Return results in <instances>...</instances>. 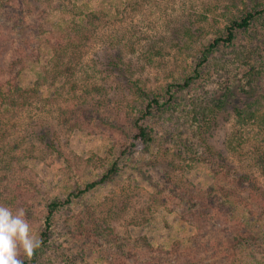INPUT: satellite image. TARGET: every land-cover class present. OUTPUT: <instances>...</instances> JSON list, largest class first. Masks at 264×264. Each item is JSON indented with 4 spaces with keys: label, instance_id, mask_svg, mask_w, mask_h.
Returning <instances> with one entry per match:
<instances>
[{
    "label": "rangeland",
    "instance_id": "rangeland-1",
    "mask_svg": "<svg viewBox=\"0 0 264 264\" xmlns=\"http://www.w3.org/2000/svg\"><path fill=\"white\" fill-rule=\"evenodd\" d=\"M240 9L0 0V205L23 209L42 239L49 205L71 199L35 264H264V13L198 66ZM67 65L73 76H60ZM128 80L162 102L173 94L141 121L150 144L135 127L148 101ZM13 84L37 95L10 106ZM223 95L232 104L208 133L194 116ZM114 163L110 182L80 193Z\"/></svg>",
    "mask_w": 264,
    "mask_h": 264
},
{
    "label": "trees",
    "instance_id": "trees-1",
    "mask_svg": "<svg viewBox=\"0 0 264 264\" xmlns=\"http://www.w3.org/2000/svg\"><path fill=\"white\" fill-rule=\"evenodd\" d=\"M239 1L241 3H243L244 9L243 10L240 9L239 10L240 13H238V15L231 17L228 20V24L224 28V31L207 46L205 51H202V59L198 63L199 67L207 62V60L209 58V54L212 51H214L219 45H221V44L231 45L234 42V40L236 38V34L238 31H243V30L248 29L251 26V24L253 23V21L256 20L257 17L261 16L264 13V6L260 2V0H251V2H252L251 6L247 5L244 2V0H239ZM233 3L236 4L235 1ZM85 35H88V34H85ZM192 35L193 34L190 32V30H188L185 33L186 37H191ZM60 48H62V47L60 46ZM112 64H114V63H112ZM116 67H119V65H117ZM198 68H196L194 70V72L196 73L195 74L196 76H199ZM70 71H71V68L67 65L64 72L59 71L58 73L60 76L66 75V76L71 77V76H73V74ZM194 79L195 78L192 76L187 77L186 79L183 80L182 83L175 85V87L185 89V88L190 86V84L194 81ZM10 84H12V82ZM127 85L135 93L139 94V96H141V97H144L148 101V103H147L148 105L146 107L147 110L135 122V127H136V130L138 132L136 137L138 139H140L141 142H144L145 144H150L153 141V137L151 136V132L147 129L145 124L141 123V121H143L145 118L150 116L153 113L155 108L157 110H161L163 108L170 107L171 106L170 104L172 103L171 100H173V98H174L173 94L171 93V89L169 88L165 92V94L167 95V98H165V102H162V100L160 99V97L158 95H156L155 97L152 98L150 96L149 92H147L145 90V88L143 86H141L139 83H137L136 81L134 82V81L128 80ZM13 86L15 87L14 92H13V90H11L12 88H10L7 90L9 95L3 94L1 97L4 100V102L9 101L10 106L14 105V106H19L20 108L25 107V105H27V103L30 102L29 101L30 98H34V96L36 94L34 92V90L30 91L29 89L28 90H22V88L21 89L18 88L19 85L17 86V84L16 85L13 84ZM72 91H74V89H72ZM13 94H15L19 97H14ZM227 94H230L232 99H234L236 97V94L234 93L232 88H231V90H230V88H228ZM32 95H34V96H32ZM231 104H232V101L230 102L229 100H227L226 95L225 96L223 95L222 98H220L219 100L214 101L213 103H208V106H206L207 112H205L201 115H199L198 112H196L195 116L192 112H190L189 116L192 117V115H193L194 117H197L198 122L202 121L204 124L208 125V133H210L211 128L216 123L218 114H220V112L226 107V105L231 106ZM192 110H195V107ZM208 148H209V146H208ZM117 171H118L117 165H116V163H114L112 165V167L108 170V172L102 176L100 181L93 182V183L87 185L85 190L81 191L80 193L89 191V190L95 188L99 184L110 182L112 180L113 176L116 175ZM248 179H249V177H248ZM249 181L252 182V180H249ZM70 201H71V199L68 198L63 202L54 201L49 205L48 215H47L45 222H44L45 230L41 234L42 245L39 249H37L34 252L32 257L23 259L24 264H35L38 261L40 255H41V252L43 251L45 245L49 241V233H50L49 231L51 228L52 216H53L54 211L59 209L61 206L70 203ZM88 239H89V236H88Z\"/></svg>",
    "mask_w": 264,
    "mask_h": 264
},
{
    "label": "clouds",
    "instance_id": "clouds-1",
    "mask_svg": "<svg viewBox=\"0 0 264 264\" xmlns=\"http://www.w3.org/2000/svg\"><path fill=\"white\" fill-rule=\"evenodd\" d=\"M42 245L23 209L15 212L8 206L0 205V264H24L20 255L30 258Z\"/></svg>",
    "mask_w": 264,
    "mask_h": 264
}]
</instances>
